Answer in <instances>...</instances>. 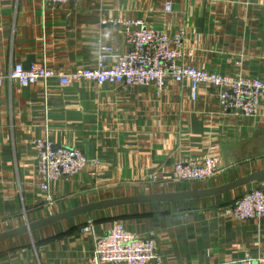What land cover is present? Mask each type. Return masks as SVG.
Masks as SVG:
<instances>
[{
    "label": "crops",
    "instance_id": "obj_1",
    "mask_svg": "<svg viewBox=\"0 0 264 264\" xmlns=\"http://www.w3.org/2000/svg\"><path fill=\"white\" fill-rule=\"evenodd\" d=\"M167 7L170 8L167 11ZM139 20L167 36L183 34L179 65L264 82V0H0V71L38 64L58 75L112 67L130 52L119 23ZM48 138L95 163L41 190L31 142ZM217 161L203 182H177L182 160ZM264 170V102L253 117L225 113L218 92L168 81L123 88L57 79L0 86V234L101 201L218 188ZM160 180L149 184L147 176ZM264 180L209 198L130 204L68 218L0 243V264H91L94 237L114 224L153 239L148 264H225L264 258V218L237 220L231 207ZM50 200V201H49ZM90 223L91 230L82 229Z\"/></svg>",
    "mask_w": 264,
    "mask_h": 264
},
{
    "label": "built area",
    "instance_id": "obj_2",
    "mask_svg": "<svg viewBox=\"0 0 264 264\" xmlns=\"http://www.w3.org/2000/svg\"><path fill=\"white\" fill-rule=\"evenodd\" d=\"M44 5L60 6L80 0H40ZM170 8L167 7V11ZM124 28L126 42L131 50L120 56L112 67H106L105 57L111 49L99 46L97 66L94 69H77L68 75H58L43 65L33 64L25 69L22 64L13 65L8 72L0 71V86L5 81L17 82L27 87L38 81L57 79L61 86L78 81L95 82L98 85H117L123 88L152 86L157 93L168 81L188 82L191 98L195 99L199 86H211L218 92V102L225 113L244 117L257 114L264 102V82L253 78H240L213 74L189 66L179 65L185 36L166 34L145 27L139 20L119 22ZM37 152L36 171L40 176L41 190L47 191L49 184L73 178L87 164L95 163L80 150L52 143L48 138L31 142ZM219 170L217 161L204 159L202 164L182 160L172 169L171 178L177 182H203L214 177ZM160 180L157 173L147 176L149 184ZM50 201V200H49ZM232 215L239 221H260L264 218V187L254 188L235 202ZM91 230L90 223L82 229ZM91 264H148L156 258L155 243L150 238H139L126 231L122 225L114 224L103 236L92 240ZM225 264H264V258H244Z\"/></svg>",
    "mask_w": 264,
    "mask_h": 264
},
{
    "label": "water",
    "instance_id": "obj_3",
    "mask_svg": "<svg viewBox=\"0 0 264 264\" xmlns=\"http://www.w3.org/2000/svg\"><path fill=\"white\" fill-rule=\"evenodd\" d=\"M29 61L30 62H28V64L24 66L25 69H28L30 67V63L32 59H29ZM262 180H264V170L245 176L225 186L212 188V189L189 191V192H174V193H166V194H155L152 192L151 189L148 191V193H146L145 189H141L138 195L134 197L112 199V200L101 201L93 204H88L62 214H55L53 216H50L48 218L33 223H27L20 228L1 233L0 243L17 238L25 234L35 232L37 230L46 228L60 221L79 215L87 214L91 216V214L96 211L106 210L109 208L123 206V205H130V204L172 202V201H180V200L209 198L251 185L253 183H257Z\"/></svg>",
    "mask_w": 264,
    "mask_h": 264
}]
</instances>
